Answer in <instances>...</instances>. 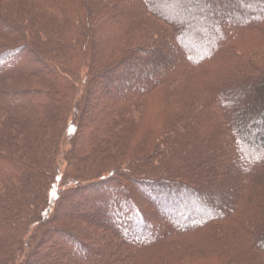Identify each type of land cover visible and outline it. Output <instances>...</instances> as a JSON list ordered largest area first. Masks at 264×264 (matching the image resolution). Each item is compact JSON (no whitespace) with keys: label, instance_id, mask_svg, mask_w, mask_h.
<instances>
[{"label":"trees","instance_id":"obj_1","mask_svg":"<svg viewBox=\"0 0 264 264\" xmlns=\"http://www.w3.org/2000/svg\"><path fill=\"white\" fill-rule=\"evenodd\" d=\"M51 4L0 7V264H264V0ZM122 17L148 39L104 60ZM201 92L227 145L173 174Z\"/></svg>","mask_w":264,"mask_h":264},{"label":"rangeland","instance_id":"obj_2","mask_svg":"<svg viewBox=\"0 0 264 264\" xmlns=\"http://www.w3.org/2000/svg\"><path fill=\"white\" fill-rule=\"evenodd\" d=\"M51 3L52 0H0V7L3 10H13V8L25 4V6L31 7L35 11V13L42 19L51 18L53 19V21L60 22L62 19L61 12L59 8H56ZM124 20L125 18L123 17L117 19H109L95 30V35H97L96 40H101V43L104 45V47H102V50H104L102 52L104 60L111 56L114 50V46L120 40H124L125 37L127 43L124 47H122L123 49L135 46L136 42H138L137 44H143L148 39L149 35L147 34V28H144L142 25H140L138 21L127 24L128 21ZM153 28H155V24ZM123 36L124 38L122 39ZM205 49V45L199 48V50ZM166 54L172 57L176 53L174 50H167ZM178 62L179 59L176 58L174 64H177ZM29 84L30 85H26L24 88L44 90L47 87L46 84L42 83L32 82ZM218 122L219 118L213 101L206 93H199V98L191 117H189L182 125V127H185V130H183V132L181 130L176 131L175 133L177 139L175 138L176 140L174 141L176 143L174 144L177 145L178 151L180 153L179 157H181L182 159H178L176 161V155L173 157L171 156L172 158L169 156L167 160L161 162L159 166L168 169L169 171L173 172V174H184L188 169V165L185 164V158H191L192 155L202 152H220L221 149L225 148L228 140L224 139L225 137L218 130ZM131 135L132 133L130 134V136ZM63 148L68 151L69 144L64 143ZM92 150L93 149L78 150L75 152V155L77 156V158L89 156ZM60 158L61 157L58 158L59 161L61 160ZM63 165L64 163L60 161V171L62 170ZM65 204V207L62 208V210L64 211L68 209L67 203ZM53 210L54 209H52V212ZM77 211L85 212V210ZM54 214L58 218H60V220H62V217L58 212H53L52 215ZM65 220H62L61 225L70 227L74 231H77L79 233L82 232L81 230L83 228V225H81L79 222L68 223V220Z\"/></svg>","mask_w":264,"mask_h":264}]
</instances>
